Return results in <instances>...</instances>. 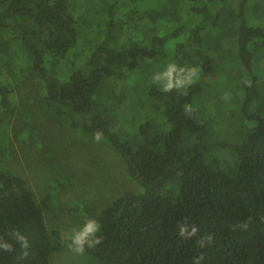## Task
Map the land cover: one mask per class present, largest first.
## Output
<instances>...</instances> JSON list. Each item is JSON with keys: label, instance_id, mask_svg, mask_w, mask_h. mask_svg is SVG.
Listing matches in <instances>:
<instances>
[{"label": "rangeland", "instance_id": "rangeland-1", "mask_svg": "<svg viewBox=\"0 0 264 264\" xmlns=\"http://www.w3.org/2000/svg\"><path fill=\"white\" fill-rule=\"evenodd\" d=\"M175 2L170 7L171 13L150 21L143 13L153 6L152 0H68L65 5L67 9L70 6L69 13L76 18L77 39L62 56L46 53L40 64L42 73L47 79L67 80L73 71L86 69L90 50L99 44L115 50L142 47L152 51L150 58L130 57L129 60L136 61L132 69L117 67L112 76L104 79L94 93L97 105L85 114L87 118L103 115L109 119L110 130L120 141L151 144L157 135L170 129L163 113L164 100H158L163 91L153 76L163 72L170 63L186 71L195 69L193 83L177 90L185 95L188 86H200L201 90L184 108L190 106L198 117L212 124L209 137L216 141L205 154V163L233 177L240 159L236 146L246 139L259 118L264 119V0ZM229 2L241 11L234 12ZM13 18L5 19V29L0 30V78L9 69L6 55L12 49L28 56L12 37H20V32L29 25L26 19ZM242 25L262 30L249 38L247 53L239 55L237 47L240 38L245 37ZM180 26L184 27L182 32L177 28ZM194 26L205 28L201 33L205 45L214 37L220 39L219 48L208 51L210 71L194 62L195 52L186 43ZM3 41H6L4 46ZM184 42L185 46L180 47ZM37 44L44 47L42 39ZM184 52L188 57H182ZM15 62L22 65L20 59ZM0 83V173L14 172L26 178L35 192L36 205L45 216V224L60 228L57 238L60 246L51 251L50 264H103L86 250L76 254L68 249L66 245L73 228L82 226L87 218L98 221L108 215L114 198L125 194L141 197L147 191L146 185L138 175L127 170L107 135L97 143L84 126L70 128L47 119L44 116L47 101L39 82L38 86L29 85L22 100L26 106L10 117L8 125L9 111H6L7 117H2L5 83ZM151 89L158 94L157 98L150 94ZM32 142H41L53 149L56 156L51 164H41L32 158L39 153H27ZM49 153L53 154L52 150ZM5 185L0 178V187ZM165 190L175 194L179 188L177 183H170ZM92 208L98 216H90Z\"/></svg>", "mask_w": 264, "mask_h": 264}, {"label": "trees", "instance_id": "trees-1", "mask_svg": "<svg viewBox=\"0 0 264 264\" xmlns=\"http://www.w3.org/2000/svg\"><path fill=\"white\" fill-rule=\"evenodd\" d=\"M67 2L0 0V30L5 29L4 20L11 16L26 19L29 25L20 37H12L28 56L13 49L6 55L10 64L0 78L6 94L2 117H7L6 111L8 117L18 114L26 106L22 100L29 85L38 86L39 82L47 101L44 112L47 119L72 128L84 126L91 139L97 131L107 135L127 170L146 185L147 191L141 197L125 194L111 201L109 214L98 218L102 229L98 235L103 236V242L93 248L85 246V250L103 264H194V259L200 256L203 259L199 264H264V119L259 118L246 139L236 146L240 159L233 177L204 161L216 141L209 137L213 130L211 122L198 117L193 108L188 114L183 111L184 105L201 90L199 85L188 86L185 95L175 88L161 93L158 100H164L163 113L170 129L157 135L151 144L120 141L110 130L109 119L103 115L87 118L85 114L97 105L96 89L117 67L132 69L136 61L129 60L130 57L150 58L153 52L142 47L115 50L99 44L90 50L85 70L73 71L65 81L47 79L40 66L45 54L62 56L77 39L76 18L69 13L70 6L66 8ZM165 11L162 5L146 15L156 21ZM172 11L168 9L165 14ZM242 28L245 37L240 38L239 55L247 53L249 38L262 30L244 25ZM178 29L182 31L184 27ZM191 29L186 43L195 52L194 62L205 68L202 53L209 44H204L201 34L204 28ZM41 39L44 47L37 44ZM210 47L217 49V44ZM182 57H188L187 53ZM16 59L22 60V65ZM149 92L158 97L154 89ZM26 111L31 113L30 109ZM20 119L23 120L22 115ZM0 178L7 182L0 187V237L14 247L12 252L0 250V264H50L46 251L49 243L54 249L59 247L58 234L47 230L33 192L22 176L4 172ZM170 183H177V193L165 190ZM13 208L19 213L10 211ZM96 213L94 208L90 209V216H98ZM245 222L247 228L237 227ZM181 224L187 226L189 233L193 226L198 231L183 238L179 234ZM17 228L29 241L26 257L19 244L7 235ZM208 235L211 242L205 241L204 247H200L198 241Z\"/></svg>", "mask_w": 264, "mask_h": 264}, {"label": "clouds", "instance_id": "clouds-1", "mask_svg": "<svg viewBox=\"0 0 264 264\" xmlns=\"http://www.w3.org/2000/svg\"><path fill=\"white\" fill-rule=\"evenodd\" d=\"M152 1H153V6L148 11L143 13L144 16H147L146 15L147 12L154 10L159 6L164 5L166 8V11H167L168 9H170V7H173L176 4L175 0H152ZM233 4H235V3H233V2L228 3V5L231 7H233ZM166 11L162 15H164L166 13ZM233 11L236 13H239L241 10L236 6L233 9ZM162 15H160L158 18H160ZM20 18L21 17H14L13 19L18 20ZM22 19L23 18H21L20 20H22ZM149 20L152 21L150 18H149ZM206 32L208 33L209 30L206 29ZM218 41H220V39L217 37H214V39L208 45V47L211 46L212 43L217 44ZM208 47H207V49H205V52L202 53V55H203V58L206 60V63H207L205 68L210 71L211 58H210V55L208 54V51L211 50V47L210 48H208ZM218 48L219 47L217 46V49ZM196 75H197V72L195 69L189 68L186 71L184 68H178L175 63H170L167 65L166 69L163 72L155 74L153 76V80L155 83L161 85V90L163 92L167 93V92L172 91L174 88L175 89H181V88H184L186 85H190L191 83H193V77H195ZM191 111H192V109L190 106H186L184 108L185 114H188ZM59 123H61V122H59ZM65 125L67 126V124H65ZM70 128H72V127H70ZM92 139H94L97 143L101 142V140L103 139L102 132H100V131L95 132L93 134ZM111 142H112V140H111ZM49 150H52L53 154L49 153ZM29 151L39 153L37 155H34L32 158L37 160L41 164H46V163L51 164L53 162L54 157L56 156V153L53 151V149H51L48 145L43 144L41 142H38V143L32 142L27 153ZM235 172H236V170H235ZM235 172H234V175H235ZM4 182L7 184L6 181H4ZM28 184H29V182H28ZM30 189L33 192L34 201H35V199H36L35 192L31 188V186H30ZM36 201H37V199H36ZM35 205H36V202H35ZM38 206L36 205L37 209L39 210ZM39 212L42 216V219H43V217L45 218L43 212L41 213L40 210H39ZM43 222H44V219H43ZM46 223H47V221H46ZM47 225H48V223H47ZM47 225H46V227H47ZM48 227H49V225H48ZM237 227L247 228V223L245 222L242 225H237ZM49 229L47 228V230L49 232H51L53 230V231H55L56 234H58V230L60 228L54 226L52 228L49 227ZM101 231H102L101 225L96 219L87 218V219H85L82 226H80L78 228H73L72 233L69 236L70 242H68L66 246L73 253L82 254L85 251V246H87L88 248H93V247H96L97 245H99L103 242V239H104L103 236L98 235V233H100ZM197 231H198V229L195 226H193L192 231L189 233L186 225H184V224L179 225V234L183 238H189L192 235H195L197 233ZM7 235L10 237V239L15 240L16 243L19 244L20 248L23 250L22 255L26 257L29 254L28 249L30 246L27 237L18 228L9 231L7 233ZM211 240H212L211 235H208L206 237H201L200 241H198V244L200 247H204V242L207 241L210 243ZM56 241L58 242L57 239H56ZM59 246H60V244H59ZM55 249L53 248L52 244H50V243L48 244V249L46 251V258H49V262H50L51 251L55 250ZM0 250H3L4 252H12V251H14V247L10 242L5 241L3 237H0ZM201 259H203L202 256L195 258L194 264H199V261Z\"/></svg>", "mask_w": 264, "mask_h": 264}, {"label": "bare ground", "instance_id": "bare-ground-1", "mask_svg": "<svg viewBox=\"0 0 264 264\" xmlns=\"http://www.w3.org/2000/svg\"><path fill=\"white\" fill-rule=\"evenodd\" d=\"M10 211H12L14 214H18L19 212L17 210H15L14 208L11 209Z\"/></svg>", "mask_w": 264, "mask_h": 264}]
</instances>
